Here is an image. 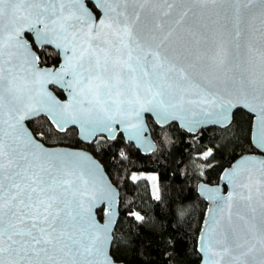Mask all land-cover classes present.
<instances>
[{"label":"snow or ice","instance_id":"1","mask_svg":"<svg viewBox=\"0 0 264 264\" xmlns=\"http://www.w3.org/2000/svg\"><path fill=\"white\" fill-rule=\"evenodd\" d=\"M88 3L0 0V264H115L112 186L86 154L41 142L46 133L25 123L40 113L61 132L78 126L85 140L115 139L122 126L143 141L145 113L161 124L185 119L189 130L223 123L235 92L256 114L264 149V0ZM30 35L61 52L58 66H41ZM220 179L226 194L202 189L212 201L202 264H264V157H242ZM106 202L100 224L95 210Z\"/></svg>","mask_w":264,"mask_h":264},{"label":"trees","instance_id":"2","mask_svg":"<svg viewBox=\"0 0 264 264\" xmlns=\"http://www.w3.org/2000/svg\"><path fill=\"white\" fill-rule=\"evenodd\" d=\"M89 6L92 7L90 3ZM38 53L42 65H55L60 60V55L49 47ZM55 91L64 97L58 88ZM252 118L241 109L235 112L229 127L202 129L197 135H190L178 124L161 128L148 117L158 149L146 156L121 134L113 142L102 136L87 145L78 139L77 129L61 133L45 117L36 118L29 126L33 131L46 133L41 138L46 145L82 147L104 164L121 192V212L127 216L122 229L119 225L114 234L112 256L116 261L200 264L197 239L207 203L199 196L197 186L202 180L218 182L222 171L233 161L244 153L255 152L251 143ZM209 149L212 155L205 160L203 154ZM134 172L157 174L160 199L153 196L148 177L131 179ZM130 212L139 213L144 220H136Z\"/></svg>","mask_w":264,"mask_h":264},{"label":"water","instance_id":"3","mask_svg":"<svg viewBox=\"0 0 264 264\" xmlns=\"http://www.w3.org/2000/svg\"><path fill=\"white\" fill-rule=\"evenodd\" d=\"M86 3H88V0H86ZM88 6H89V3H88ZM30 36L32 37V40H30L29 38L28 39L30 42H32L33 50L37 53V55H39L37 49L42 50L44 47H49L52 50H55L60 55V59H61L62 54L58 49H56L54 47V45H45V46L41 47L39 45V42L35 40L34 36H32V35H30ZM49 66H52V65H44L42 67H49ZM57 66H58V64H57ZM55 88H57V87H54L52 85L48 86L49 91H52L53 94L58 99H60L61 101L65 100L67 94L58 88L60 91H62L64 93V97H60L58 95V93L55 91ZM228 98L232 100V103L234 105V107L230 110L228 121L223 122V123H216L213 120H206L205 122H203L199 125L193 126L192 130H189L188 121L185 119L177 118V119L169 120L168 122L161 124V123L157 122V118L153 113H145L144 114V123H145L146 127H145V130L143 133V137H144L143 141H137V140L130 139L129 132L124 131L122 126H117L120 130L116 132V134H115L116 138L115 139H111L109 133H98L94 137H92L88 140H85L83 138L82 133H80L78 126L69 125V127L67 128L66 131L61 132L59 129H57L55 127V125H53L52 123L51 124L53 125L55 130H57L61 133H66L69 130V128L77 129L78 130V139L87 145L93 143L96 140V138L102 137V136L107 138L109 141L113 142L116 139H118L117 137L121 134L128 143H131L132 145H134L144 156H146V155L153 154L158 149L157 144L154 140V137L152 136L151 128L148 125V117H151L154 120V123L159 125L161 128H166L167 126H170L172 124H178L180 129H182L187 134L197 135L199 133V131L202 129H210V128H219V129L222 128V129H224V128L229 127L231 125V122L233 120L235 112L242 109V110L246 111L247 113H249L251 116H253V118H252L253 125H252V129H251V133H252L251 143L253 144V147L255 148V152L254 153H244L241 157H239L238 159L233 161V163L230 165V167H227L222 171L221 175L219 176V177H221L226 169L232 168V166L237 164L241 160L242 157L248 156V157H252L254 159H259V158L264 157V149L260 148L255 142V137H256L255 117H256V114L250 112L248 110V108L243 106V102L240 100V98L238 97V95L235 92H233L230 96H228ZM40 117H45L46 119H49L44 113H40L39 115L33 117L30 121H25V123L27 124V126L29 127L30 130H31V128L29 126V122L35 121L36 118H40ZM41 142H43V141H41ZM45 146L48 148H51L53 150H57V151L63 150V151H79V152H82V153L86 154L87 156H89L91 158V160L95 161V163L99 166L100 172L103 174L105 181L108 182L112 186L113 193H114V203H113L112 208H111V211L113 213L112 223L109 227L110 244H109L108 251H109L112 259L115 260V264H124L121 261H116L115 257L112 256V249H113L112 245H113V242L115 239L114 234L117 231V228L119 226L118 223H119L121 216H122V214H121V203H120L121 192H120L119 188L117 187V185L114 184V182H112L108 171H106V169H105L104 164L101 162V160H99L93 154L92 151L86 150L82 147L76 148V147H72V146L69 147L67 145H60V144L58 146H51V145L45 144ZM205 185H207L210 188H214L216 186H219L221 189V194H226L230 190V186H228L225 183V181L221 180L220 178H219L218 182H215L212 184H210L206 181H203V180L198 184V186H197L198 194L201 197V199L205 200L207 203V207L205 209V214H204V217L202 220L203 223H202L201 229L199 231L198 237L201 235L202 231L206 228V221H207L208 215H209L208 209L212 206V201L207 198V194L202 190ZM107 210H108L107 202L98 206V208L95 210L96 219L100 224H106L108 222V217L104 214L105 211H107ZM100 213L102 215V218H101ZM197 251H198V239H197ZM198 253L201 255L200 264H202V253L199 251H198Z\"/></svg>","mask_w":264,"mask_h":264},{"label":"rangeland","instance_id":"4","mask_svg":"<svg viewBox=\"0 0 264 264\" xmlns=\"http://www.w3.org/2000/svg\"><path fill=\"white\" fill-rule=\"evenodd\" d=\"M132 175H136L138 177H148V179L150 180L151 182V191L152 193L154 192V190L158 187L159 189V184H158V177H157V174L156 173H151V172H134L132 173ZM152 177H155V179H151ZM159 195H160V190H159ZM154 196V195H153ZM122 216H121V219L118 223V225H120V229H122V225H124V222L127 220V216H126V213L124 212H121ZM121 222V223H120Z\"/></svg>","mask_w":264,"mask_h":264},{"label":"flooded vegetation","instance_id":"5","mask_svg":"<svg viewBox=\"0 0 264 264\" xmlns=\"http://www.w3.org/2000/svg\"><path fill=\"white\" fill-rule=\"evenodd\" d=\"M30 40H32V37L31 36H29L28 37ZM37 51H38V49H37ZM39 54V53H38ZM41 65H42V59H41ZM55 65H57V64H55ZM42 66H44V65H42Z\"/></svg>","mask_w":264,"mask_h":264}]
</instances>
